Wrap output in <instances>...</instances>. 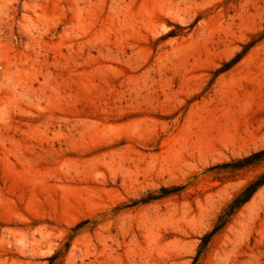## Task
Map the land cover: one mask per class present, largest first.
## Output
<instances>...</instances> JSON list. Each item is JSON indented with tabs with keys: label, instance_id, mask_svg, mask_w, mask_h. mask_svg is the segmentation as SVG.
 I'll use <instances>...</instances> for the list:
<instances>
[{
	"label": "rangeland",
	"instance_id": "1",
	"mask_svg": "<svg viewBox=\"0 0 264 264\" xmlns=\"http://www.w3.org/2000/svg\"><path fill=\"white\" fill-rule=\"evenodd\" d=\"M264 0H0V264H264Z\"/></svg>",
	"mask_w": 264,
	"mask_h": 264
},
{
	"label": "trees",
	"instance_id": "2",
	"mask_svg": "<svg viewBox=\"0 0 264 264\" xmlns=\"http://www.w3.org/2000/svg\"><path fill=\"white\" fill-rule=\"evenodd\" d=\"M264 160V149L260 150L256 153H253L252 155L244 158L242 161H238L235 163V166L238 168H244L247 166H251L257 163H260ZM264 184V173H262L251 185L250 187L244 191L234 202L231 211H233L235 208L239 207L243 203H245L252 194Z\"/></svg>",
	"mask_w": 264,
	"mask_h": 264
}]
</instances>
